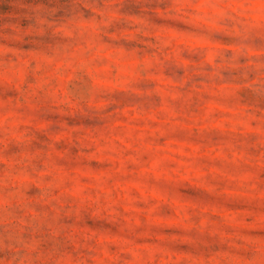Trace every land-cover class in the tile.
Masks as SVG:
<instances>
[{
    "label": "clouds",
    "instance_id": "clouds-1",
    "mask_svg": "<svg viewBox=\"0 0 264 264\" xmlns=\"http://www.w3.org/2000/svg\"><path fill=\"white\" fill-rule=\"evenodd\" d=\"M0 264H264V0H0Z\"/></svg>",
    "mask_w": 264,
    "mask_h": 264
}]
</instances>
